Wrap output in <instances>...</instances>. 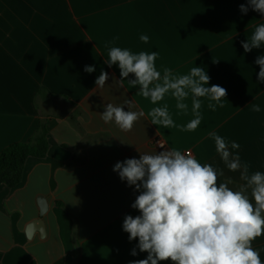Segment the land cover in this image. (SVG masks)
Instances as JSON below:
<instances>
[{
  "label": "crops",
  "instance_id": "obj_1",
  "mask_svg": "<svg viewBox=\"0 0 264 264\" xmlns=\"http://www.w3.org/2000/svg\"><path fill=\"white\" fill-rule=\"evenodd\" d=\"M241 4L247 0H0V151L29 140L40 124L49 145L44 158L26 160L19 185L0 186V264L146 259L147 252L136 247L138 238L129 241L122 229L125 215H140L131 207L140 192L113 171L118 161L139 159L137 149H188L201 164L222 169L235 189L240 174L230 172L216 153L210 138L216 132L240 145L235 151L250 173L264 172V82L258 81L255 63L264 46L246 53L241 44L264 23V15L251 8L244 14ZM141 35L149 37L147 43ZM113 46L158 51L161 72L204 68L208 86L226 89L223 107L212 110L202 98V123L195 131H181L193 119L191 99L185 113L170 95L153 105L127 80L122 87L112 85L113 77L120 79L118 64L105 63ZM89 65L92 73L84 71ZM101 71L109 76L103 89L95 85ZM126 98L133 111L145 112L130 131L101 120L103 104ZM164 103L178 127L165 129L147 117ZM251 103L261 111L253 112ZM154 139L164 148L153 147ZM252 246L264 262V235Z\"/></svg>",
  "mask_w": 264,
  "mask_h": 264
},
{
  "label": "clouds",
  "instance_id": "obj_2",
  "mask_svg": "<svg viewBox=\"0 0 264 264\" xmlns=\"http://www.w3.org/2000/svg\"><path fill=\"white\" fill-rule=\"evenodd\" d=\"M249 8L264 15V0H247V5H240L244 14ZM140 40L147 43L149 37L141 35ZM241 44L246 53L264 46V23L256 25L247 42ZM158 56V51L133 53L127 48L109 47L105 63L109 67L118 64L120 69V79L113 77L112 85L122 87L127 80L133 87L138 86V95L153 105L170 95L176 101L175 107L185 113L190 98L193 119L179 127L181 131H195L203 119L202 98L215 110L217 106L223 107L226 89L208 86L210 77L200 66L191 67L187 74H174L170 68L161 72L155 64ZM255 63L260 69L258 81L264 82V54ZM84 71L92 73L95 68L85 66ZM129 74L135 78L126 79ZM108 79V73L101 71L95 80L96 87L103 89ZM250 106L253 112L261 111L259 104ZM102 107L104 110L98 113L101 120L114 123L122 131H130L135 122L145 117L143 110H132L134 105L127 98L121 104L109 102ZM147 117L152 124L165 129L178 127L167 103L151 108ZM210 138L225 167L239 172L242 183L237 188L229 187L235 182L224 177L222 169L201 164L191 152L182 153L175 147L158 153L137 149L139 159L127 158L113 166L121 181L140 192L131 205L140 215H125L122 229L129 234V241L138 238L136 247L147 252V258L129 264L168 260L174 264H264L260 252L252 246L264 235V172L250 173V165L242 162L235 151L240 147L237 142H229L216 132L210 133ZM218 177H224L223 182L218 184ZM131 254L137 255L136 248Z\"/></svg>",
  "mask_w": 264,
  "mask_h": 264
},
{
  "label": "trees",
  "instance_id": "obj_3",
  "mask_svg": "<svg viewBox=\"0 0 264 264\" xmlns=\"http://www.w3.org/2000/svg\"><path fill=\"white\" fill-rule=\"evenodd\" d=\"M47 131L40 124L26 142H15L0 151V186L13 189L20 184L28 158L42 159L48 152Z\"/></svg>",
  "mask_w": 264,
  "mask_h": 264
},
{
  "label": "built area",
  "instance_id": "obj_4",
  "mask_svg": "<svg viewBox=\"0 0 264 264\" xmlns=\"http://www.w3.org/2000/svg\"><path fill=\"white\" fill-rule=\"evenodd\" d=\"M160 144H163V142H162L161 140H159V139H154V140L151 142V145H152L153 147H155V148H161V147H160ZM185 151L190 152L188 149H186V150H183L182 153L185 152Z\"/></svg>",
  "mask_w": 264,
  "mask_h": 264
}]
</instances>
